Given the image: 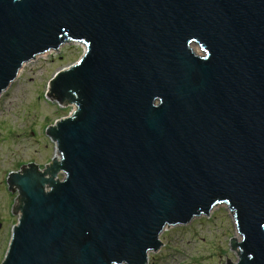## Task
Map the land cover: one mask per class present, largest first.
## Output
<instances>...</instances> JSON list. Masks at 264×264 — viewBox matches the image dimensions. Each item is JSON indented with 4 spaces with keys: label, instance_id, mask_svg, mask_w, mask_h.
Returning <instances> with one entry per match:
<instances>
[{
    "label": "water",
    "instance_id": "95a60500",
    "mask_svg": "<svg viewBox=\"0 0 264 264\" xmlns=\"http://www.w3.org/2000/svg\"><path fill=\"white\" fill-rule=\"evenodd\" d=\"M74 43L46 93L75 106L47 130L59 157L10 173L0 264H148L217 205L234 264H264V0H0V96Z\"/></svg>",
    "mask_w": 264,
    "mask_h": 264
},
{
    "label": "rangeland",
    "instance_id": "374dc122",
    "mask_svg": "<svg viewBox=\"0 0 264 264\" xmlns=\"http://www.w3.org/2000/svg\"><path fill=\"white\" fill-rule=\"evenodd\" d=\"M83 50L82 44L74 43L58 53L37 56L0 96V263L18 220L14 211L19 194L9 190V175L22 165L33 163L43 169L56 159L55 142L47 130L75 106H60L46 93L56 73L75 63ZM160 237L165 246L150 254L148 264H222L225 258L234 264L238 259L230 239L239 241L240 236L226 205H217L208 216L187 225L167 227Z\"/></svg>",
    "mask_w": 264,
    "mask_h": 264
},
{
    "label": "bare ground",
    "instance_id": "6f19581e",
    "mask_svg": "<svg viewBox=\"0 0 264 264\" xmlns=\"http://www.w3.org/2000/svg\"><path fill=\"white\" fill-rule=\"evenodd\" d=\"M196 49V47H193V50L195 51V49ZM196 53H198V51H197V49H196V51H195ZM47 53H53V52H47ZM59 157V154L57 155V158Z\"/></svg>",
    "mask_w": 264,
    "mask_h": 264
},
{
    "label": "flooded vegetation",
    "instance_id": "af4514ba",
    "mask_svg": "<svg viewBox=\"0 0 264 264\" xmlns=\"http://www.w3.org/2000/svg\"><path fill=\"white\" fill-rule=\"evenodd\" d=\"M162 243H163V242H162ZM164 246H165V244L163 243L159 251H161L162 248H164ZM159 251H158V252H159ZM158 252H157V253H158Z\"/></svg>",
    "mask_w": 264,
    "mask_h": 264
}]
</instances>
